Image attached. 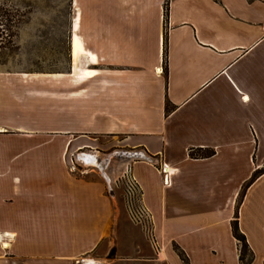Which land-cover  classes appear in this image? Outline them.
<instances>
[{"label": "crops", "instance_id": "0c3cea01", "mask_svg": "<svg viewBox=\"0 0 264 264\" xmlns=\"http://www.w3.org/2000/svg\"><path fill=\"white\" fill-rule=\"evenodd\" d=\"M71 3L67 69L0 64V264H72L122 222L106 178L68 155L100 138L126 148L153 215L161 249L135 262L185 264L178 244L189 264H241L238 212L264 264V0Z\"/></svg>", "mask_w": 264, "mask_h": 264}, {"label": "rangeland", "instance_id": "374dc122", "mask_svg": "<svg viewBox=\"0 0 264 264\" xmlns=\"http://www.w3.org/2000/svg\"><path fill=\"white\" fill-rule=\"evenodd\" d=\"M0 5L11 9L18 22L13 38L14 45L0 50L1 65L24 72H53L68 68V48L74 18L71 0H0ZM104 140L107 138H100L95 149L83 147L72 154L69 150L68 155H73L75 171L81 173L90 169L106 178L121 207L122 222L108 231V236L93 252L80 257L72 264H87L88 261H91V264H147L135 262L134 257L140 252H158L161 248L159 244L157 248L153 245L143 228L130 216L126 186L121 177L126 163L120 162L117 157L126 148L107 146L108 144L103 143ZM131 154L135 155V151ZM131 157L129 155L125 160L128 161ZM133 158L135 156L131 160ZM46 241L48 243L44 246L35 244L36 250L30 249L37 253H48L54 244ZM237 247L240 252L239 241ZM174 249L179 254L183 252L178 244H174ZM45 259L47 258L40 259L38 256L33 259L16 256L10 264H44Z\"/></svg>", "mask_w": 264, "mask_h": 264}, {"label": "trees", "instance_id": "16d2710c", "mask_svg": "<svg viewBox=\"0 0 264 264\" xmlns=\"http://www.w3.org/2000/svg\"><path fill=\"white\" fill-rule=\"evenodd\" d=\"M15 13L6 6L0 5V50L9 48L14 45L13 38L15 37V27L18 23L15 18ZM169 108V107H168ZM211 152H207L206 155H210ZM192 155H196L194 151H191ZM257 173L253 175L248 182L243 186L238 202L240 203L246 194L248 187L256 180ZM238 212H236V219L232 223V232L235 238L241 244L239 252V260L241 264H251L254 259V253L249 247L245 234L241 231L238 224ZM181 258L186 264H189L188 258L185 253H180Z\"/></svg>", "mask_w": 264, "mask_h": 264}, {"label": "built area", "instance_id": "2783aa9c", "mask_svg": "<svg viewBox=\"0 0 264 264\" xmlns=\"http://www.w3.org/2000/svg\"><path fill=\"white\" fill-rule=\"evenodd\" d=\"M138 153L135 152V155L133 154L132 157L139 156ZM121 177L126 186V198L130 216L137 224H139L143 228L145 233L153 242V245L157 248L158 243L154 234L153 215L144 203L142 190L138 181L132 174V167L130 162L126 163V169L123 171ZM164 181L166 184L169 183L167 174L165 175Z\"/></svg>", "mask_w": 264, "mask_h": 264}, {"label": "bare ground", "instance_id": "6f19581e", "mask_svg": "<svg viewBox=\"0 0 264 264\" xmlns=\"http://www.w3.org/2000/svg\"><path fill=\"white\" fill-rule=\"evenodd\" d=\"M86 73H89V71H86ZM87 264H91V261H88V263Z\"/></svg>", "mask_w": 264, "mask_h": 264}]
</instances>
